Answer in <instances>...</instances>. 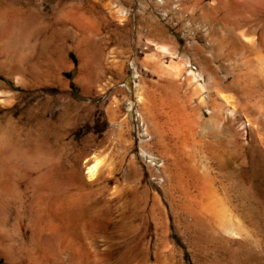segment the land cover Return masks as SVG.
<instances>
[{
  "label": "rangeland",
  "instance_id": "obj_1",
  "mask_svg": "<svg viewBox=\"0 0 264 264\" xmlns=\"http://www.w3.org/2000/svg\"><path fill=\"white\" fill-rule=\"evenodd\" d=\"M0 8V264H264V0Z\"/></svg>",
  "mask_w": 264,
  "mask_h": 264
},
{
  "label": "bare ground",
  "instance_id": "obj_2",
  "mask_svg": "<svg viewBox=\"0 0 264 264\" xmlns=\"http://www.w3.org/2000/svg\"><path fill=\"white\" fill-rule=\"evenodd\" d=\"M10 1V0H9ZM13 1V0H12ZM12 5V4H11ZM8 10V9H7ZM10 10V9H9ZM11 10H13V9H11ZM13 12V11H12ZM12 12H10L9 13V11H8V13H9V22H10V24H12V22H13V15H12ZM14 13V12H13ZM7 14V13H6ZM7 17V16H6ZM17 19V18H16ZM15 19V20H16ZM1 8H0V33H1V26H3V25H1ZM2 22H4V21H2ZM15 30L14 29H10V32L8 33V36L6 37V40H5V44H6V48H7V50H8V52L9 53H11V55H12V52L14 53V48H15V45H16V39H15V32H14ZM0 38H1V34H0ZM1 40V39H0ZM1 51V50H0ZM186 60V59H185ZM193 69V68H192ZM198 70V69H197ZM191 73H193V72H191ZM195 74V73H194ZM197 76V75H196ZM195 76V77H196ZM198 79V78H197ZM127 87H129V85L127 86ZM129 89H130V87H129ZM229 104V103H228ZM141 127H142V125H141ZM143 132H144V134H146L147 133V131H146V129H144L143 128ZM7 153V152H6ZM11 157V156H10ZM98 164H100L99 162H97ZM96 163V165L94 164V166L93 167H91V168H88V170H89V172H90V175H89V177L91 178V176L92 177H95V175H97L98 173H99V171H98V173H97V170H98V164ZM101 166V165H100ZM124 166V165H123ZM122 168V167H121ZM88 172V173H89ZM108 172H109V170H108ZM110 172H111V170H110ZM113 172V171H112ZM115 173V172H114ZM109 174V173H108ZM107 174V175H108ZM113 174V173H112ZM115 175V174H114ZM131 175H132V173H131ZM75 176H76V174H75ZM98 176H99V174H98ZM133 176V175H132ZM131 176V177H132ZM52 177V176H51ZM89 178V179H90ZM108 178V177H107ZM110 178H111V175H110ZM113 178V177H112ZM112 178H111V180H112ZM133 178V177H132ZM54 180V179H53ZM91 180V179H90ZM92 180H93V178H92ZM96 180H97V178H96ZM106 180V179H105ZM109 180V179H108ZM107 180V181H108ZM98 181V180H97ZM106 181V182H107ZM124 181H126V179L124 180ZM54 182V181H53ZM94 182V181H93ZM119 182V181H118ZM73 183V182H72ZM95 183V182H94ZM125 183V182H124ZM75 184H77V183H75ZM101 184H103V183H101ZM119 184V183H118ZM121 184V183H120ZM93 185V184H92ZM99 185V184H98ZM126 185L127 184H125V188L124 189H126L127 187H126ZM9 186V185H8ZM79 186V185H78ZM77 186V187H78ZM7 187V186H6ZM71 187V186H70ZM91 187H93V186H91ZM118 187H120V185L118 186ZM1 188V187H0ZM4 188V187H3ZM121 188V187H120ZM119 188V189H120ZM7 189V188H6ZM128 189V188H127ZM126 189V190H127ZM4 190V189H3ZM8 190V189H7ZM122 190V189H121ZM129 190V189H128ZM127 190V191H128ZM139 190V189H138ZM115 191H117L116 189H115ZM123 191H125V190H123ZM9 192H10V189H9ZM76 192V191H75ZM119 192V191H118ZM135 192V191H134ZM117 193V192H116ZM10 194V193H9ZM73 194V193H72ZM74 195H76V194H73V196ZM77 197V196H76ZM72 200V199H71ZM70 200V201H71ZM125 202V201H124ZM125 204V203H124ZM129 205V204H128ZM7 206V205H6ZM70 206V205H69ZM126 206H127V204H126ZM119 210V209H118ZM123 210V209H122ZM125 210V209H124ZM142 210V209H141ZM158 210V209H157ZM5 211V210H4ZM127 212H128V210H127ZM42 213V212H41ZM118 213H119V211H118ZM36 214V213H35ZM37 214H39L40 215V213L38 212ZM36 214V215H37ZM140 215V214H139ZM38 216V215H37ZM117 216H119V215H117ZM121 220V219H120ZM2 222H4V220H3V213H2V209H0V226H1V224H2ZM40 223V222H39ZM41 224V223H40ZM47 224V223H46ZM84 225V224H83ZM36 227H37V225H36ZM0 229H1V227H0ZM44 229V228H43ZM41 231H43V230H41ZM44 231H45V229H44ZM50 234H52V235H56L57 234V232H58V228L57 227H55V225L53 226V227H51L50 229H48L47 230ZM131 233V232H130ZM85 241V240H84ZM58 245H59V251H61L64 255H66V258H67V261H68V263L69 264H74V262H73V258L75 257V249L72 247V245H71V243H70V240H68L67 238H64V237H59V239H58ZM42 248V247H41ZM81 248V247H80ZM80 252V251H79ZM78 253V252H77ZM90 255V254H89ZM88 255V256H89ZM42 256V255H41ZM92 260H93V257L91 258ZM91 260V261H92ZM1 261V260H0ZM92 263V262H91ZM86 264H89V263H86Z\"/></svg>",
  "mask_w": 264,
  "mask_h": 264
}]
</instances>
